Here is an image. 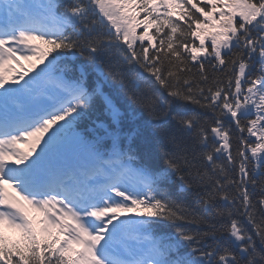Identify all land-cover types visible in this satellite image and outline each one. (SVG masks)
I'll list each match as a JSON object with an SVG mask.
<instances>
[{
  "label": "snow or ice",
  "instance_id": "snow-or-ice-1",
  "mask_svg": "<svg viewBox=\"0 0 264 264\" xmlns=\"http://www.w3.org/2000/svg\"><path fill=\"white\" fill-rule=\"evenodd\" d=\"M0 264H264V0H0Z\"/></svg>",
  "mask_w": 264,
  "mask_h": 264
},
{
  "label": "trees",
  "instance_id": "trees-1",
  "mask_svg": "<svg viewBox=\"0 0 264 264\" xmlns=\"http://www.w3.org/2000/svg\"><path fill=\"white\" fill-rule=\"evenodd\" d=\"M11 237H12V239H17L16 237H15V234H11ZM11 237H9V238H11Z\"/></svg>",
  "mask_w": 264,
  "mask_h": 264
}]
</instances>
